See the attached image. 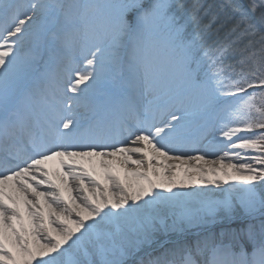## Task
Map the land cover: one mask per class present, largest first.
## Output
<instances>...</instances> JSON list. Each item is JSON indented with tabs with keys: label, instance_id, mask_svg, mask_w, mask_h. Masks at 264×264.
I'll return each instance as SVG.
<instances>
[{
	"label": "snow or ice",
	"instance_id": "obj_1",
	"mask_svg": "<svg viewBox=\"0 0 264 264\" xmlns=\"http://www.w3.org/2000/svg\"><path fill=\"white\" fill-rule=\"evenodd\" d=\"M140 6L0 0V264H264V0Z\"/></svg>",
	"mask_w": 264,
	"mask_h": 264
},
{
	"label": "rangeland",
	"instance_id": "obj_2",
	"mask_svg": "<svg viewBox=\"0 0 264 264\" xmlns=\"http://www.w3.org/2000/svg\"><path fill=\"white\" fill-rule=\"evenodd\" d=\"M193 1V5L196 4L197 2H199L200 4L203 5L204 7V2L205 0H192ZM153 3V0H141V6L140 8H134L132 9L137 10V14L135 15V18L133 19V21H130L129 18V12H127L125 14V19L129 22V26L130 28H135L136 26V21H137V17L140 13V11L142 10H147L151 7ZM202 7V8H203ZM188 17L189 16H184L183 19L181 21H178L180 24H185L186 22L188 23ZM143 25L145 29H148V31L146 32V34L142 37L141 42H140V48L143 54L144 50H147V55H149L155 62V64L157 65L158 69L163 72L168 68L169 65V58L171 56L170 53V49L168 47V42L170 39L169 36V32L168 29L165 26V22L163 20H161L158 17L155 16H148L145 18V20L143 21ZM192 25H196L194 21H192ZM193 30V29H192ZM76 41L79 43L81 37L77 36L75 37ZM125 72H127V68L124 69ZM258 191L264 192V189H258ZM258 222V221H256ZM218 226H224V225H213L211 227V230L215 227ZM203 229H198V228H193L191 230L192 234H195L197 232L202 231ZM218 239V232L212 230ZM221 232V231H220ZM219 232V233H220ZM181 237L179 236V234L177 233H172L169 232L167 234L164 233H158L157 237H156V241L155 243L152 245L151 248H146L145 250L141 251L137 256H136V260H139L141 258H146L145 253L146 252H154V253H158L159 251H162L164 247H172L173 243L176 242L177 240H179ZM227 239H224L225 243L229 242V237L226 236Z\"/></svg>",
	"mask_w": 264,
	"mask_h": 264
},
{
	"label": "trees",
	"instance_id": "obj_3",
	"mask_svg": "<svg viewBox=\"0 0 264 264\" xmlns=\"http://www.w3.org/2000/svg\"><path fill=\"white\" fill-rule=\"evenodd\" d=\"M172 2V8L170 9V11H172L178 18V21H181L183 19V17L185 16H189L192 8H193V1L192 0H171ZM223 2V0H205V4L204 7L200 9L201 14L204 13L205 9H208L209 6H211V12H216L218 10V6L219 4H221ZM234 3H239L243 6H246L248 3V0H233ZM178 5H182V7H178ZM195 5V4H194ZM137 10H131L129 13V18L130 21H133V19L135 18V15L137 14ZM209 19L208 16H205L204 18V22L206 23L207 20ZM234 22V21H233ZM217 25L213 26V30L215 31ZM231 27V23H229L228 25H225L224 27H221L219 29L218 32V36L219 38L223 39V37L225 36V33L228 31V29ZM193 29V30H192ZM196 30V25H192V21H188V23H186V33L188 35H191L193 33V31ZM217 39V35H212L209 36L206 41L205 44H211L214 40ZM231 59V58H230ZM234 62V61H233ZM222 228H226V225L224 226H218L213 228L212 230L217 231L218 232V239L220 238V231L222 230ZM225 239L226 236H224Z\"/></svg>",
	"mask_w": 264,
	"mask_h": 264
}]
</instances>
